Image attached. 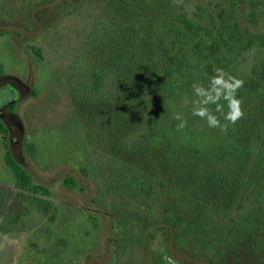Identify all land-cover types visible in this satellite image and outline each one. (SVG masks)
Returning a JSON list of instances; mask_svg holds the SVG:
<instances>
[{
    "label": "rangeland",
    "instance_id": "374dc122",
    "mask_svg": "<svg viewBox=\"0 0 264 264\" xmlns=\"http://www.w3.org/2000/svg\"><path fill=\"white\" fill-rule=\"evenodd\" d=\"M231 1L160 0L162 32L171 35L180 12L197 18ZM234 1L238 20L264 33V0ZM125 15V0H0V91L14 88L0 119L17 124L0 132V264H264L258 207L242 219L254 204V148L205 158L202 186L215 207L197 217L191 185L175 175L186 152L176 144L182 157L157 165L151 157L174 138L148 146L150 103H130V77H145L126 57ZM242 106L244 117L230 125L249 147L264 130V111L253 112L255 101ZM5 142L48 193L18 187ZM220 182L235 186L228 197Z\"/></svg>",
    "mask_w": 264,
    "mask_h": 264
},
{
    "label": "trees",
    "instance_id": "16d2710c",
    "mask_svg": "<svg viewBox=\"0 0 264 264\" xmlns=\"http://www.w3.org/2000/svg\"><path fill=\"white\" fill-rule=\"evenodd\" d=\"M139 1L141 3H139ZM160 0H125V10L128 21V29L125 31V49L128 61L132 62V68L140 72L142 80H136L133 74L130 77V97L131 104L135 107L143 108L139 103V98L143 103H150L148 121L150 123V133L147 137V145L155 146L159 140L174 138L168 145L161 147L155 157L157 165L168 162L172 165L173 160L182 157L181 150L178 154L173 152L176 144L182 146L186 152L174 167L175 175L180 179L183 186L189 183L192 189V199L195 203L194 210L197 217H203L208 212L207 207L212 210L215 205L208 202L209 195L204 193L202 186L203 172H207L205 158L214 149L223 155H244V152L254 148L253 174L248 176V186H251L253 195V206L251 212L242 219L250 218L254 207H258L257 217L260 219L258 228L262 229L264 219V130L251 140L249 147L245 146L233 133L234 129L229 124L227 131L222 132L217 128H209L205 121L192 115V100L195 99L192 85L199 82L207 86L209 78L214 74L216 68H223L232 75L244 81L243 87L237 95L243 104L257 102V109L254 111H264V33L252 30L250 26L244 25L233 14L235 1L222 4L215 3L208 12L202 11L197 18H192L185 12L177 14V24L172 26L170 36H164L160 25L161 12L163 11ZM124 3V2H123ZM133 3V5L130 4ZM120 6V4H119ZM155 14L157 21L151 22L148 17ZM137 20V21H135ZM138 23L141 29L138 31L134 25ZM125 20L120 22L124 29ZM152 26H149V25ZM154 27L152 30L147 28ZM138 31V32H136ZM121 32V31H118ZM119 57L115 59L116 61ZM132 71V70H131ZM131 74V73H130ZM129 75V73H128ZM134 84V85H132ZM146 85V86H137ZM5 90L14 93L13 89ZM153 89L156 92H153ZM147 93L141 94L139 91ZM15 107L16 102H10ZM148 105V104H147ZM214 109L215 106H210ZM154 108V109H153ZM225 111L227 108L225 106ZM181 113L187 120V126L182 130H177L179 121L174 119L175 113ZM132 114V111H131ZM219 116V113H217ZM221 122L225 123L223 117ZM263 119V116L262 118ZM0 132L9 135L5 123L0 119ZM244 142V140H243ZM255 142V143H253ZM6 151L4 160L12 169L16 183L21 189H30L38 194L48 193V187L41 183H33L30 173L15 158L10 149V143L5 142ZM66 186L75 187L76 179L72 176L63 178ZM221 193L228 197V189L235 187L229 182H220ZM210 196L213 193L209 192ZM237 222L238 229L247 228L246 221ZM205 221V219H203ZM201 218L197 225H203ZM201 229H198V233Z\"/></svg>",
    "mask_w": 264,
    "mask_h": 264
},
{
    "label": "clouds",
    "instance_id": "9594fccd",
    "mask_svg": "<svg viewBox=\"0 0 264 264\" xmlns=\"http://www.w3.org/2000/svg\"><path fill=\"white\" fill-rule=\"evenodd\" d=\"M243 84L242 79L223 68H216L207 86L199 82L193 83L192 91L195 99L192 100V115L205 121L209 128L226 132L229 124H235L245 115L242 101L237 95ZM9 95L7 90L0 91V105L9 102ZM210 106L215 107L213 109ZM221 116L225 123L221 122ZM174 119L179 121L177 130L187 126V120L181 113H175Z\"/></svg>",
    "mask_w": 264,
    "mask_h": 264
},
{
    "label": "flooded vegetation",
    "instance_id": "af4514ba",
    "mask_svg": "<svg viewBox=\"0 0 264 264\" xmlns=\"http://www.w3.org/2000/svg\"><path fill=\"white\" fill-rule=\"evenodd\" d=\"M2 105H6L5 106V110H4V112H2V113H0L1 114V116H5L3 113H5L6 112V110L8 109V104H2ZM17 124H16V122H14L12 125H10V124H8L7 125V127H8V131H9V134H11L12 133V131L14 130V126H16ZM12 130V131H11Z\"/></svg>",
    "mask_w": 264,
    "mask_h": 264
},
{
    "label": "water",
    "instance_id": "95a60500",
    "mask_svg": "<svg viewBox=\"0 0 264 264\" xmlns=\"http://www.w3.org/2000/svg\"><path fill=\"white\" fill-rule=\"evenodd\" d=\"M4 118V117H3ZM4 120H7V119H4Z\"/></svg>",
    "mask_w": 264,
    "mask_h": 264
}]
</instances>
